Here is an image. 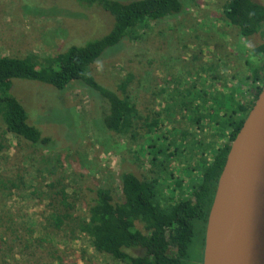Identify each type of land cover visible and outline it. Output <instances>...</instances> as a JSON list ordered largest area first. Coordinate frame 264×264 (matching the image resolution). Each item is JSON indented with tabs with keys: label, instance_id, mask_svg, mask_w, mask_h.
<instances>
[{
	"label": "rangeland",
	"instance_id": "1",
	"mask_svg": "<svg viewBox=\"0 0 264 264\" xmlns=\"http://www.w3.org/2000/svg\"><path fill=\"white\" fill-rule=\"evenodd\" d=\"M181 1L184 7L179 15L151 22L144 31L138 29L90 67L89 75L97 84L130 97L137 112L135 134L97 130L98 103L77 81L59 91L38 82L12 80L11 95L25 109L28 124L53 142L43 156L58 167V173L67 175V191L84 218L98 188L111 186L114 199L119 200L122 172L140 179L157 174V165L150 162L152 150L166 146L172 150L181 139L187 141L185 150L179 149L169 161L162 188L166 199L186 197L200 176L201 164L227 141L231 129L224 128V136L220 130L230 111L251 101L250 89L261 86L251 79L261 63L251 49L261 38L241 37L225 21L223 7L228 0ZM112 21L101 9L81 8L73 0H0V57H54L104 36ZM202 92L205 95L199 98ZM220 105L228 108L219 111ZM193 118L200 120L195 124ZM153 120L156 125L146 127ZM193 142L201 144L195 151L190 149ZM40 154L20 147L4 132L0 120V168L5 174H18L30 185L36 166H41ZM28 194H19L20 199L12 195L1 205L21 209L25 224L34 229L35 243L25 248L20 264H121L96 253L87 236L72 241L54 236L45 245L37 242L43 236V207L36 206ZM198 244L196 238L189 249L190 264L200 262Z\"/></svg>",
	"mask_w": 264,
	"mask_h": 264
},
{
	"label": "trees",
	"instance_id": "2",
	"mask_svg": "<svg viewBox=\"0 0 264 264\" xmlns=\"http://www.w3.org/2000/svg\"><path fill=\"white\" fill-rule=\"evenodd\" d=\"M73 1L81 8L95 7L109 14L113 18L109 32L83 46H72L43 60L34 55L22 59L0 57V120L4 132L14 137L20 147L23 145L41 153V163L45 165L36 166V176L30 185H26L24 177L5 174L3 167L0 168V264H20L25 248L35 243L34 229L25 224L24 212L1 207L6 198L14 195L20 199L19 194L24 192H29L28 196L36 206L43 207V236L37 240L42 245L48 237L72 241L83 235L91 239L96 253L121 264H190L189 249L198 238L201 251L198 264H201L205 227L218 178L230 145L264 84V1L228 0L223 7L225 21L235 27L241 37L259 35L261 38V42L251 49V54L261 59L251 79L261 86L250 89L251 101L237 104L230 111L219 129L222 136L225 135L224 128L231 129L225 135L227 141L214 148L210 159L201 164L200 176L191 185L188 195L178 198L174 195L175 201L166 199L162 188L163 175H169L166 171L169 161L179 149L185 150L182 148L187 141L181 139L172 150L169 146H155L157 149L152 150L150 162L157 165V174L150 173L140 179L130 172H122L119 200L114 199L111 186L98 188L85 210V218L79 214L81 207L78 208L75 197L67 191V175L58 173V167L43 156L42 152L49 150L53 142L28 124L25 109L10 93L12 80L38 82L59 91L77 81L76 84L88 91L92 101L98 103L100 115L94 126L97 130L128 136L135 134L137 112L130 97L120 96L97 84L89 75L90 67L109 49L132 38L138 29L144 31L151 22L179 15L184 4L181 0ZM187 94L194 98L195 93L191 90ZM202 94L199 98L205 95ZM218 108L220 111L228 107L220 105ZM199 120L193 118L192 121L197 124ZM153 121L146 127L155 126L156 121ZM199 145L193 142L190 149L195 151ZM56 160L62 164L60 159Z\"/></svg>",
	"mask_w": 264,
	"mask_h": 264
},
{
	"label": "water",
	"instance_id": "3",
	"mask_svg": "<svg viewBox=\"0 0 264 264\" xmlns=\"http://www.w3.org/2000/svg\"><path fill=\"white\" fill-rule=\"evenodd\" d=\"M201 264H264V84L218 178Z\"/></svg>",
	"mask_w": 264,
	"mask_h": 264
}]
</instances>
